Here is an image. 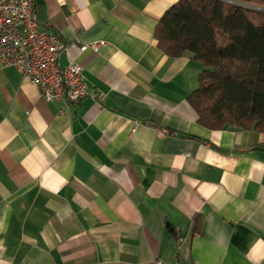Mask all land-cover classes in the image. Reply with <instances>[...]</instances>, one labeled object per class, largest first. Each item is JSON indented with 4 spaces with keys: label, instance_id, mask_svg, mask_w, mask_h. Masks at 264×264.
I'll list each match as a JSON object with an SVG mask.
<instances>
[{
    "label": "crops",
    "instance_id": "1",
    "mask_svg": "<svg viewBox=\"0 0 264 264\" xmlns=\"http://www.w3.org/2000/svg\"><path fill=\"white\" fill-rule=\"evenodd\" d=\"M177 1L35 0L92 96L0 63V264H264V131L197 121L203 64L154 36Z\"/></svg>",
    "mask_w": 264,
    "mask_h": 264
},
{
    "label": "trees",
    "instance_id": "2",
    "mask_svg": "<svg viewBox=\"0 0 264 264\" xmlns=\"http://www.w3.org/2000/svg\"><path fill=\"white\" fill-rule=\"evenodd\" d=\"M235 1L178 0L154 36L166 55L203 64L188 96L200 124L264 131V0Z\"/></svg>",
    "mask_w": 264,
    "mask_h": 264
},
{
    "label": "built area",
    "instance_id": "3",
    "mask_svg": "<svg viewBox=\"0 0 264 264\" xmlns=\"http://www.w3.org/2000/svg\"><path fill=\"white\" fill-rule=\"evenodd\" d=\"M104 44L94 41L80 46V50ZM64 50L66 45L54 34L39 28L35 0H0V63L18 68L43 100L75 104L92 95L79 63L69 60L65 66L59 65L58 58ZM103 97V93L94 94L95 99ZM139 264L170 263L156 260Z\"/></svg>",
    "mask_w": 264,
    "mask_h": 264
},
{
    "label": "water",
    "instance_id": "4",
    "mask_svg": "<svg viewBox=\"0 0 264 264\" xmlns=\"http://www.w3.org/2000/svg\"><path fill=\"white\" fill-rule=\"evenodd\" d=\"M230 1V0H229ZM232 2V1H231Z\"/></svg>",
    "mask_w": 264,
    "mask_h": 264
}]
</instances>
